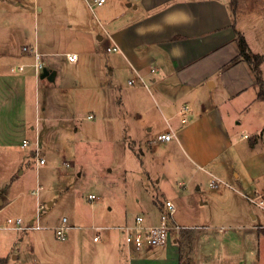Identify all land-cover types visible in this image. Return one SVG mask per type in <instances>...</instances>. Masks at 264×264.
<instances>
[{"label":"crops","instance_id":"1","mask_svg":"<svg viewBox=\"0 0 264 264\" xmlns=\"http://www.w3.org/2000/svg\"><path fill=\"white\" fill-rule=\"evenodd\" d=\"M34 1L36 0H33V3ZM40 1L51 0H38V11H42ZM53 1L59 2L60 9L70 16L71 22L67 25L74 33L84 36V45L95 43L100 46L105 44V48H118L115 52H106L105 49L106 60L95 62L102 76L101 86L114 90L120 96L118 114L122 119L150 115L148 132L159 123L163 125L158 128L157 136L168 132L169 125L172 126L176 131L175 137L168 142L159 141L160 143L174 140L175 148L182 152L188 163L204 170L211 180L215 177L225 180L228 185L229 182L241 180L242 184L247 182L240 172H234L232 176L228 174V169L234 167L233 157L229 155L235 146L234 138L247 141L248 148L251 149L249 151L258 148L259 139L255 138L256 133L238 135L234 127H237L239 122L228 119L229 104L238 101L242 110L252 106L264 110V98L257 96L258 88L251 68L242 61L232 63L237 55L232 24L244 36L249 49L263 57L260 77L264 86V0H236L234 16L230 9L232 0H107L93 11L87 8L85 0ZM5 29L2 31L6 32L4 37L12 31L11 27ZM18 31L22 32V28L18 27ZM7 43L6 38L0 42V120L6 124L9 120H14L15 113L24 112L26 79L31 78L34 94L36 92L38 95L31 66L34 61L32 48L36 47L41 54L40 60L45 68L54 71L59 64L56 59L58 52L51 53L46 45L41 46L34 41L33 46H22L20 55L23 60L17 63V67L24 65L23 70H9L12 74H21L9 75L7 66L13 68L15 65L9 63L14 56L6 46ZM68 53L78 55L75 63L66 60L65 54ZM80 53L67 51L59 56L66 64L80 66ZM28 68H31V72L27 71ZM136 73L145 79L146 87L127 84L128 80L136 77ZM55 78L56 75L51 82L39 79L45 90V103L42 108L44 121L56 122L59 119L54 111L59 108L57 101L63 88L54 86ZM145 91H149L153 103L144 98ZM153 109H156L160 120L153 116ZM181 118H187V123L180 124ZM261 124L260 132L264 128V121ZM17 129L23 134L20 143L14 147V151H4L7 152V159L13 157L11 154H16L14 159L17 163L6 174V179L0 180L1 205L8 204L9 207L18 199L14 186L18 180L16 174L21 165L31 161L32 155L30 146L23 147L22 143L29 141L26 140V132L32 130L33 126L25 123L24 126H17ZM243 135H248L249 138H243ZM44 142L46 141H43V144ZM243 147L244 151H247L245 146ZM5 148L13 149V145H6ZM24 149L29 150L23 152ZM248 157L245 161L248 168L245 170L249 172L247 175L250 179L257 178L259 173H254L255 161L259 159L260 154H250ZM166 158L169 160L167 156ZM19 174H22V171ZM242 184L240 187L244 186ZM247 186L249 188L250 184ZM261 192L254 190L252 194L260 193L263 197L264 193ZM159 193L162 199L156 195L153 198L152 195L153 211L147 213L146 217L142 216L146 225L156 224L163 211V202L172 201L165 197L161 189ZM205 202L208 200L201 204ZM33 205L30 204V210L25 211L20 203L13 208V213L8 212L4 217H0V230L23 232L15 238L9 234H0V259L4 260L3 264H180V258L194 264L193 252L197 250L198 238H204L207 242L216 240L205 233L212 230L207 226H186L178 223L177 225L184 228L173 231L166 246L133 252L125 245L124 240L118 247L110 242L106 260L104 263H97L92 257L93 252L91 258L85 260L88 253L81 251L85 240L83 233L71 234L67 243L59 244L57 241L60 240L56 239L54 233L57 224L45 225L40 230L17 231L3 228L8 217H21L24 223L31 224L35 212ZM51 205L52 203L49 206ZM256 218V215L252 214V221L255 222ZM124 224H128L127 221L114 228ZM261 226L264 224L248 225L245 229L247 231L241 233L246 245L241 256L246 258L252 255L247 252L251 246L248 245V237L249 242H254L256 246L254 253H257V256L259 251H264V228ZM71 230H74V226H71L69 231ZM41 231H51V234ZM219 231L223 229L220 228ZM111 237L114 239L113 235ZM8 240H12L17 246L16 253L12 255ZM217 240L223 243L230 241L231 237L220 236ZM225 253L226 249L217 256L201 254V257L208 264H230V261L238 259V255L227 259ZM100 257L103 256L96 255L95 259L99 260Z\"/></svg>","mask_w":264,"mask_h":264},{"label":"rangeland","instance_id":"2","mask_svg":"<svg viewBox=\"0 0 264 264\" xmlns=\"http://www.w3.org/2000/svg\"><path fill=\"white\" fill-rule=\"evenodd\" d=\"M39 5L42 11L37 9L38 0L35 4L33 0H1L0 42L5 38L8 40L6 46L14 56L9 63H13L15 68L23 60L20 55L22 46H33L34 41L41 46L46 45L51 53L58 52L56 59L59 64L54 68V86L63 88V91L57 101L59 108L55 109L54 114L59 119L56 122L44 121L42 108L45 90L40 80H35L39 92L38 95L36 92L34 94L31 78L26 79L24 112L15 113L14 120H9L7 124L0 120V180L6 179V174L17 163L14 159L16 154H11L13 157L7 159V152H4L14 151V147L20 143L23 134L17 126H24L25 123L33 126L32 130L26 132V140L32 142L35 140L34 128L37 124L40 156L45 159L38 174L42 186L40 199L44 204L40 211L41 225L43 228L49 224L58 226L65 218L68 226H74V230L68 231L67 240L57 243H67L71 234L83 233L85 240L81 251L88 253L85 260L91 258L93 252L94 260L104 263L110 242L117 247L123 242L121 231L114 227L124 221L130 223L136 216L146 217L147 213L150 214L153 211L152 195L153 198L156 195L162 199L159 193L161 189L176 206L173 215L176 224L207 226L212 230L209 231L211 233H205L216 240L220 236L231 237L230 241L223 243L198 238L197 250L193 252L194 264H208L201 254L217 256L224 253L225 249L227 259L238 255V259L230 261V264H264V251H259L257 256L254 242H249L250 237L247 238L248 245H251L247 252L252 255L246 258L241 256L246 246L241 233L247 231L246 226L264 224V211L244 197L254 196V190L264 193V135L261 138L262 130L259 131L264 121V110L257 106L242 110L238 101L229 104L228 119L239 122L234 127L236 132L238 135L256 133L258 148L253 150L255 153L249 151L251 149L247 141L234 138L235 146L229 155L233 157L234 167L228 169V174L232 176L234 172H240L247 182H229V186L222 180L225 184L220 183L217 188H211V177L204 170L188 163L182 152L175 148L174 140L169 143L157 141L156 134L162 123L148 132L150 115L122 119L118 114L120 96L114 90L101 86L102 76L95 62L106 60L105 44L84 45V36L69 29L67 24L71 18L60 9L59 2L40 1ZM9 27L12 31L4 37L6 32L2 31ZM18 27L22 28V32L18 31ZM67 51L81 52L80 66H71L62 61L59 55ZM11 68L7 66L9 75L21 74L10 73ZM27 71L31 72V68ZM145 94L144 98L151 103L149 91H145ZM152 114L160 120L156 109L152 110ZM43 141L46 142L43 144ZM6 145H13V149L5 148ZM243 146L247 151H244ZM26 150L29 149L23 152ZM250 154H260L255 161L254 173H259L255 179H250L249 172L245 170L248 169L245 161ZM20 171L22 174H19ZM19 172L14 184L18 199L10 207L8 204L1 205L0 217L8 212L13 213V208L20 203L25 211H29L30 204H34L31 195L35 181L32 155L31 161L21 165ZM240 184L244 186L240 187ZM90 194L96 199H88ZM205 200L208 202L201 204ZM48 202L52 205L48 206ZM252 214L257 217L255 222L252 221ZM220 228L223 231L220 232ZM43 232L51 234V231ZM19 233L0 230V234H9L14 238ZM97 233L100 235L99 240H92ZM8 244L11 255L16 253L17 246L12 240H8ZM96 255L103 257L96 260Z\"/></svg>","mask_w":264,"mask_h":264},{"label":"built area","instance_id":"3","mask_svg":"<svg viewBox=\"0 0 264 264\" xmlns=\"http://www.w3.org/2000/svg\"><path fill=\"white\" fill-rule=\"evenodd\" d=\"M107 0H85V4L87 8L93 11L95 8L102 6L105 4ZM35 4V1H34ZM27 50V48H24ZM118 51L116 46L106 48V52H115ZM33 54V72L34 78L36 81L39 79V75L42 72L44 65L42 64L40 57L41 54L37 51V48L34 47L31 50ZM66 60L68 62L75 63L78 59V55L76 53H68L65 54ZM24 65L19 66L17 68H11V71L15 72L16 70L22 71ZM127 84L130 86H135L139 84L140 86L146 87L145 79L138 73H136V77L127 81ZM186 109V108H184ZM91 118V116H89ZM180 124L187 123V118H181L179 120ZM35 140L32 142L24 141L22 143L23 147H32V160H33V169L35 175L34 188L32 190V196L34 198V218L31 224L24 223L21 217H8L5 219L3 228L7 230H40L42 229V225L40 222V211L44 208V204H42L40 199V192L42 190V186L38 179L39 170L45 164L44 157L40 156L41 145L38 141V132H37V124H35ZM169 131L159 134L157 136V140L161 142L171 141L176 134L175 129L169 125ZM264 135V128L262 129L261 138ZM243 138L248 139V135H243ZM220 183H224L222 180L213 177L210 182L211 188H217ZM225 184V183H224ZM244 197L253 205L259 207L264 211V199L260 193H255L254 196H246ZM88 199L94 200L96 197L93 194L88 195ZM176 210L175 204L170 200H165L163 202V211L159 215L158 222L154 225H146L144 223V218L142 216H136L131 223L124 224L119 226L117 229L121 231L123 235L124 243L127 247H129L133 252H139L143 249H150L154 247L166 246L171 239V234L173 231H177L183 229L184 227L177 225L173 220V215ZM66 219L63 218L60 225L56 226L54 229L55 237L57 240L64 241L67 238V233L71 226L66 224ZM264 228V226H261ZM99 233H97L93 240L97 241L99 239Z\"/></svg>","mask_w":264,"mask_h":264},{"label":"trees","instance_id":"4","mask_svg":"<svg viewBox=\"0 0 264 264\" xmlns=\"http://www.w3.org/2000/svg\"><path fill=\"white\" fill-rule=\"evenodd\" d=\"M235 6H236V0H232L230 3V9L233 16L235 12ZM232 28L234 29V33H235L234 41L237 47V55L232 60V63L242 61L251 68L255 77V84L258 88L257 96L259 98H264V86H263V81L260 77V66L263 61V57L259 54L253 53L249 49L244 36L234 28L233 24H232ZM3 263L4 260L0 259V264ZM180 264H190V263L187 260H182V258H180Z\"/></svg>","mask_w":264,"mask_h":264},{"label":"water","instance_id":"5","mask_svg":"<svg viewBox=\"0 0 264 264\" xmlns=\"http://www.w3.org/2000/svg\"><path fill=\"white\" fill-rule=\"evenodd\" d=\"M55 76V72L52 70H49L48 68H43L42 72L39 75V79H46L48 81H53ZM2 204V200L0 199V206ZM51 203H48L49 206Z\"/></svg>","mask_w":264,"mask_h":264}]
</instances>
